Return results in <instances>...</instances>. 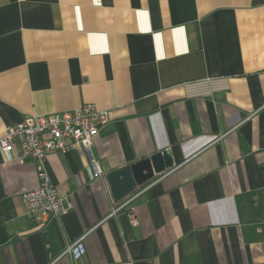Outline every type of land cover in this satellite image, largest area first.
Returning <instances> with one entry per match:
<instances>
[{"label": "crops", "instance_id": "crops-1", "mask_svg": "<svg viewBox=\"0 0 264 264\" xmlns=\"http://www.w3.org/2000/svg\"><path fill=\"white\" fill-rule=\"evenodd\" d=\"M85 104L110 122L90 154L47 155L60 222L26 217L40 168L0 151V264H264V0H0V139ZM163 151L115 202L107 174Z\"/></svg>", "mask_w": 264, "mask_h": 264}, {"label": "built area", "instance_id": "built-area-1", "mask_svg": "<svg viewBox=\"0 0 264 264\" xmlns=\"http://www.w3.org/2000/svg\"><path fill=\"white\" fill-rule=\"evenodd\" d=\"M109 122L108 111H101L93 104H85L72 112L26 116L22 122L6 129L0 139V151L9 155L18 146L20 153L16 158H30L40 168L39 187L22 195L25 215L33 224L43 226L50 221L60 222L73 209L71 200L60 194L44 168L47 155H65L79 148L90 154L95 138ZM153 181L137 188L126 199L133 200L144 195ZM130 222L132 225L137 224L134 213L130 215ZM82 253V240L70 245L66 251L74 258L80 257Z\"/></svg>", "mask_w": 264, "mask_h": 264}, {"label": "water", "instance_id": "water-1", "mask_svg": "<svg viewBox=\"0 0 264 264\" xmlns=\"http://www.w3.org/2000/svg\"><path fill=\"white\" fill-rule=\"evenodd\" d=\"M174 167L170 151L155 154L123 169L110 172L106 176L112 199L121 202L133 194L137 188L148 184L156 177ZM10 236L4 226H0V246L8 243Z\"/></svg>", "mask_w": 264, "mask_h": 264}]
</instances>
